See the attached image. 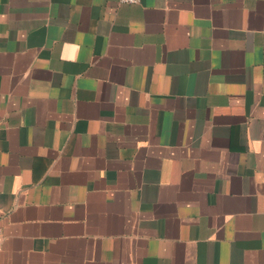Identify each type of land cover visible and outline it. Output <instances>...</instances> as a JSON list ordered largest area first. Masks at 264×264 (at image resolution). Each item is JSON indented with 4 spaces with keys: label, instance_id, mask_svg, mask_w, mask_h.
<instances>
[{
    "label": "crops",
    "instance_id": "obj_1",
    "mask_svg": "<svg viewBox=\"0 0 264 264\" xmlns=\"http://www.w3.org/2000/svg\"><path fill=\"white\" fill-rule=\"evenodd\" d=\"M0 264H264V0H0Z\"/></svg>",
    "mask_w": 264,
    "mask_h": 264
},
{
    "label": "built area",
    "instance_id": "obj_2",
    "mask_svg": "<svg viewBox=\"0 0 264 264\" xmlns=\"http://www.w3.org/2000/svg\"><path fill=\"white\" fill-rule=\"evenodd\" d=\"M119 4H124V5H137L139 4L140 0H116ZM2 239V231H1V226H0V242Z\"/></svg>",
    "mask_w": 264,
    "mask_h": 264
}]
</instances>
